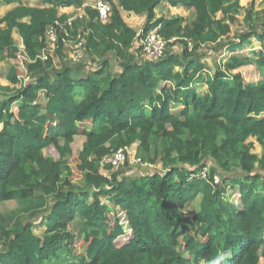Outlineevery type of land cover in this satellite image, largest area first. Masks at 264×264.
<instances>
[{
    "label": "trees",
    "instance_id": "1",
    "mask_svg": "<svg viewBox=\"0 0 264 264\" xmlns=\"http://www.w3.org/2000/svg\"><path fill=\"white\" fill-rule=\"evenodd\" d=\"M101 1L110 8L106 22L83 0H0L16 5L0 18V63H12V86L13 34L35 60L46 29L70 17L60 10H84L66 38L84 40L81 61L36 60L25 64L30 82L15 96L0 87V202L22 206L0 211V264H59L71 247L83 255L79 264H264V180L254 171L264 168V11L243 0H166L192 12L187 21L156 18L163 0ZM242 11L249 32L225 43ZM123 14L144 17L143 33L157 29L166 42L160 60L134 47L139 32ZM251 39L260 46L255 61ZM63 46L55 51L61 58ZM226 51L212 67L201 60ZM75 90L85 94L79 103ZM133 144L140 161L162 172L100 173L104 158ZM71 159L81 185L71 179Z\"/></svg>",
    "mask_w": 264,
    "mask_h": 264
},
{
    "label": "rangeland",
    "instance_id": "2",
    "mask_svg": "<svg viewBox=\"0 0 264 264\" xmlns=\"http://www.w3.org/2000/svg\"><path fill=\"white\" fill-rule=\"evenodd\" d=\"M97 1H99V0H87L85 2L86 3L85 7H91L92 8L96 4ZM250 2H251V6H252L253 12L258 11L261 14L262 11H259V10L260 9H264V0H243L242 6L243 7H248ZM62 10H60V13L67 12V14H69L70 16L72 14H74V11L72 12L70 9H69V11H64V9H62ZM162 16H164V15H162ZM173 16L183 17V18L187 19V21H190L194 15L192 14V12L191 13H183L180 10L179 12H175ZM123 17H124V20L130 26H132V28H134L137 32H140L142 29H144L145 25H144V20H143L142 17H136V16L127 15V14H123ZM238 18H239L238 24L236 26L232 27V32H231L230 36L225 39L226 40L225 43H229L231 41H236V38H237L236 36L238 34L241 35L242 33L244 34V33L249 32V24L245 25L246 23L243 20V18H244V12L243 11L241 12V14H240V16ZM81 27L83 28V26H81ZM253 27L256 30H258L259 24H255ZM16 43L18 44V46H21V43H18V42H16ZM256 46H257V42L255 40L251 39L250 43H248V50L247 51H248V54L250 55V58L252 60H254V61L256 60L257 51H258V50L254 51V48ZM73 47H74V44H72V42H67V44H65L63 46L62 51H61V54H62L63 58H61L59 54H56V52H54L52 54V56H51V59L53 60L54 64L56 66H59L61 64V61H67V62L71 61L72 56H73V52H74ZM135 47L137 48V45H135ZM174 50H179V47L178 46L175 47ZM205 53L207 54V52H205ZM223 53H225V52H222L221 54L213 53V54H211L210 57H206V59L204 57H202L201 60L202 61L206 60L208 62V64L212 66L213 64L215 65L219 60L220 61L222 60L221 56L225 55ZM60 58L63 59V60H60ZM107 58L110 60L111 64L114 65L115 58L113 57V55L112 54H108ZM114 66H116V65H114ZM8 67L9 66L1 67L2 71L0 69V72H2V73H0V77H2V75L5 74V72H8V70H9ZM17 73H18V75L21 78L25 76L24 69L20 68L19 66L17 67ZM241 74L243 75L244 78L249 80V77L252 74V70H249V69L242 70ZM263 74H264V71H263ZM13 87L14 88L11 89L13 92L11 91V93L13 94V96H15L17 93L14 92V91L17 90V87L16 86H13ZM13 110H14L13 112H16L15 108ZM178 111H179V109H175L174 110V112H178ZM83 142H84V137L83 136L79 135V136L75 137V146H76L77 150H80V148L82 147ZM159 147H161V146L159 145ZM127 153H128V157L129 158L127 159V161L125 162L124 165L120 166L117 169H109V170H107L106 169L107 165L106 164H101L100 173L101 174L104 173L105 177L111 178L112 174H115L117 171H121L122 170L121 168H123L125 166H126L125 168H127L126 170L128 171V173L132 172L133 174L134 173H138V172H145L146 174H150V173H153V172L154 173L162 172V167H160V166L159 167H152V166L144 164L142 161L137 162V159L139 157H138V154H137V146L136 145H134L133 147L128 148L127 149ZM254 153H256L257 155H261L260 148L259 147H255ZM72 160L73 159H71V161H70V167H71L72 172H73L71 179L75 183L80 184L81 183L80 175L75 171V164L76 163L73 162ZM254 171L256 173H259L262 176L263 180H264V168L263 169L256 168ZM236 174H237V172H236ZM234 177H235V175H234ZM196 203H197V201L188 205V207L186 209V213L189 216H192L195 213ZM21 207L22 206L16 201L0 202V211L4 215L9 214L10 212L16 211L17 209H19ZM73 225H72V230H73V232L76 235H78L77 232L74 231V229L76 228L77 225L76 224H75V226H73ZM34 234L37 235V236L41 235V233L38 232L37 228L34 229ZM123 242H124V240H121L120 244H122ZM179 251L182 253L181 249H179ZM82 257H83V255H82L81 251L79 249H77V247H71L68 251L61 253V258H60L59 264H64V263L79 264V260ZM186 257L188 258L187 255H186ZM200 264H205V262H201Z\"/></svg>",
    "mask_w": 264,
    "mask_h": 264
},
{
    "label": "built area",
    "instance_id": "3",
    "mask_svg": "<svg viewBox=\"0 0 264 264\" xmlns=\"http://www.w3.org/2000/svg\"><path fill=\"white\" fill-rule=\"evenodd\" d=\"M97 12V17L100 22H106L108 19L109 14V5L101 0L97 1L96 4L92 7ZM80 9H76L74 11V14H72L65 23H59L56 22L54 25L49 26L46 29L45 33V43L46 48L43 49L39 56L35 58V60H30L26 53L24 52L23 45L16 46L18 47L19 51L17 54V66L24 69L25 76L20 77L17 75V79L19 84L16 86L17 89L20 87V85L24 86L30 82V78L28 73L25 69V64L27 63H33L36 60H40L42 62H46L49 57L52 56V54L58 49L59 42H62L67 44L68 41H66L67 37H70L69 30L73 27V22L76 18L82 19L84 15V10L82 11ZM72 42V41H70ZM165 41L158 36L157 29L150 30L146 33H143L140 31L137 34V39L135 41V45H137V49H140L141 55L145 58L147 61H153L156 62L160 60L164 55L165 50ZM74 44L73 47V56L72 60L75 62L81 61L84 57V40L78 36L75 41L72 42ZM135 47V46H134ZM136 48V47H135ZM128 153L127 149L125 150H117L116 152L111 153V155L107 156L101 161V164H106L107 166H110V169H117L120 166L124 165L125 162L128 159ZM137 162H140V159H137ZM207 177V171L203 170V172L200 174V179H205ZM214 184H218L219 180L216 176L213 177Z\"/></svg>",
    "mask_w": 264,
    "mask_h": 264
},
{
    "label": "crops",
    "instance_id": "4",
    "mask_svg": "<svg viewBox=\"0 0 264 264\" xmlns=\"http://www.w3.org/2000/svg\"><path fill=\"white\" fill-rule=\"evenodd\" d=\"M87 0H83V8L85 7V5H86V2ZM22 3L23 4H27L28 3V0H22ZM16 7V5H8V6H3V5H0V18H2L7 12H9L10 10H12L13 8H15ZM250 7H251V2H250V4H249V6L248 7H245L246 9H249L250 10ZM82 10V9H81ZM182 11L183 13H191L189 10H187L186 8H184V7H171L168 3H167V1L166 0H163V1H161L160 2V4L156 7V9L154 10V12H155V15H156V18H160V17H164V18H166V19H170V18H173V17H177V16H173L174 15V13L175 12H179V11ZM63 11V10H62ZM64 11H69V9H64ZM83 11V10H82ZM259 11H264V9H260ZM84 12V11H83ZM255 12H258V11H255ZM63 13H67V12H63ZM162 15H164V16H162ZM143 18V20H144V17H142ZM25 22H27L28 20L27 19H25L24 20ZM13 38H14V40H15V43L16 42H18V43H21L22 44V40H21V38L16 34V33H14L13 34ZM17 44V43H16ZM260 49V46H259V44L257 43V46L254 48V51H256V50H259ZM223 54H228V52L226 51L225 53H223ZM10 65H11V63H6V62H3V63H0V69H1V67H4V66H9L8 68L10 69ZM210 67H212L211 65H209ZM1 71H2V69H1ZM9 71V70H8ZM0 73H2V72H0ZM4 73V72H3ZM7 74H8V72H5V74H3L2 75V77H0V87H6V86H9L10 87V89H12L13 88V86L12 85H10L9 83H8V81H7ZM209 74H211V73H209ZM194 88H195V90H196V92H197V94H205L206 93V91H207V87L204 85V84H195L194 85ZM74 97H75V101L77 102V103H79V102H81L82 100H84V98H85V94L81 91V90H75V93H74ZM12 108L14 109H16V112H13L14 110L12 109V112L13 113H17L18 112V105L17 104H15V105H13L12 106ZM86 127L89 129L90 128V124H87L86 125ZM84 141H85V139H84ZM84 143V142H83ZM83 145V144H82ZM134 145H136L137 146V144H133L131 147H133ZM255 147H259L257 144H255ZM130 148V147H129ZM82 149V147L80 148V150ZM260 151H261V149H260ZM102 175H104V173H102ZM78 184V183H77ZM82 184V181H81V183H80V185ZM104 202H105V200H104ZM188 207V206H187ZM187 207H186V209H187ZM186 209H185V213H186ZM196 209H197V204H196ZM195 209V212L197 211ZM186 215H188L187 213H186ZM189 216V215H188ZM193 216V215H192ZM192 216H189V217H192ZM37 229H38V232L39 233H43L44 232V228H38L37 227ZM71 230H72V226H71Z\"/></svg>",
    "mask_w": 264,
    "mask_h": 264
},
{
    "label": "clouds",
    "instance_id": "5",
    "mask_svg": "<svg viewBox=\"0 0 264 264\" xmlns=\"http://www.w3.org/2000/svg\"><path fill=\"white\" fill-rule=\"evenodd\" d=\"M221 259H223V257H221ZM217 264H218V262H217Z\"/></svg>",
    "mask_w": 264,
    "mask_h": 264
}]
</instances>
